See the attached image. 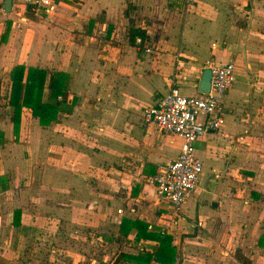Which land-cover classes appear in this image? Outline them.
Segmentation results:
<instances>
[{
    "label": "crops",
    "instance_id": "crops-1",
    "mask_svg": "<svg viewBox=\"0 0 264 264\" xmlns=\"http://www.w3.org/2000/svg\"><path fill=\"white\" fill-rule=\"evenodd\" d=\"M55 1L48 15L0 0V264H100L88 246H158L136 227L124 237L125 218L171 235L175 264H264V0ZM210 61L233 62L236 82L221 127L196 142L204 171L176 212L154 180L183 139L143 109L172 87L200 93ZM18 65L47 71L43 101L59 111L43 126L24 108L16 134ZM60 74L65 99L48 87Z\"/></svg>",
    "mask_w": 264,
    "mask_h": 264
},
{
    "label": "built area",
    "instance_id": "built-area-1",
    "mask_svg": "<svg viewBox=\"0 0 264 264\" xmlns=\"http://www.w3.org/2000/svg\"><path fill=\"white\" fill-rule=\"evenodd\" d=\"M36 14L50 15L56 11L55 0H24ZM193 0H187L192 3ZM140 46L142 39L137 37ZM147 52L151 47L146 46ZM212 71L209 92L185 95L177 87L155 99L143 109L145 123L156 124L163 132L183 139L177 158L167 162L155 177L158 193L177 212L199 186L204 164L196 154V142L205 134L218 130L224 122L223 98L236 82L235 64L210 61Z\"/></svg>",
    "mask_w": 264,
    "mask_h": 264
},
{
    "label": "trees",
    "instance_id": "trees-1",
    "mask_svg": "<svg viewBox=\"0 0 264 264\" xmlns=\"http://www.w3.org/2000/svg\"><path fill=\"white\" fill-rule=\"evenodd\" d=\"M9 30L3 34L0 39V46L7 41ZM141 37L140 47H143L148 41L146 32L138 27L132 26L129 30L131 43L137 45L136 39ZM47 71L33 67L27 68L25 65H18L12 70V92L10 104L15 108L13 121L15 124V133H19L22 114L24 108L32 111L33 115L39 117L43 126L49 125L53 119H56L59 111L58 104L43 101ZM66 76L60 74L59 77H52L48 87L51 90V97L58 98L59 95L66 98L65 93ZM59 103V102H58ZM1 137V136H0ZM20 212H15V225L19 223ZM132 227L138 229L137 239L145 238L159 242L158 246L152 251H144L140 254H130L122 252L119 254L114 264L119 263H138V264H175L177 261V248L173 243V237L163 232H147L148 225L142 221H132L127 218L122 221L121 233L124 237ZM105 264V263H100Z\"/></svg>",
    "mask_w": 264,
    "mask_h": 264
},
{
    "label": "rangeland",
    "instance_id": "rangeland-1",
    "mask_svg": "<svg viewBox=\"0 0 264 264\" xmlns=\"http://www.w3.org/2000/svg\"><path fill=\"white\" fill-rule=\"evenodd\" d=\"M104 243V242H103ZM91 256L90 258H97L100 263L114 264L115 260L119 256L120 246L117 244L109 246H88Z\"/></svg>",
    "mask_w": 264,
    "mask_h": 264
},
{
    "label": "water",
    "instance_id": "water-1",
    "mask_svg": "<svg viewBox=\"0 0 264 264\" xmlns=\"http://www.w3.org/2000/svg\"><path fill=\"white\" fill-rule=\"evenodd\" d=\"M13 5V0H5V11L11 12ZM211 77H212V71L210 68H207L203 74V77L201 79L199 90L201 92H209L211 88Z\"/></svg>",
    "mask_w": 264,
    "mask_h": 264
}]
</instances>
